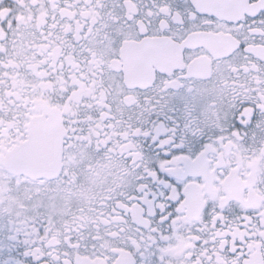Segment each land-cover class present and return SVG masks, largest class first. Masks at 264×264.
Returning <instances> with one entry per match:
<instances>
[{"label":"snow or ice","instance_id":"obj_1","mask_svg":"<svg viewBox=\"0 0 264 264\" xmlns=\"http://www.w3.org/2000/svg\"><path fill=\"white\" fill-rule=\"evenodd\" d=\"M0 264H264V0H0Z\"/></svg>","mask_w":264,"mask_h":264}]
</instances>
